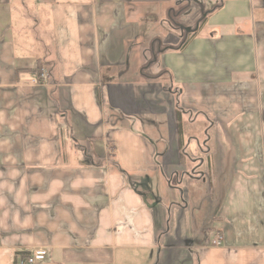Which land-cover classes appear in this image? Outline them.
Here are the masks:
<instances>
[{"label": "crops", "instance_id": "crops-1", "mask_svg": "<svg viewBox=\"0 0 264 264\" xmlns=\"http://www.w3.org/2000/svg\"><path fill=\"white\" fill-rule=\"evenodd\" d=\"M37 248L264 264V0H0V264Z\"/></svg>", "mask_w": 264, "mask_h": 264}, {"label": "rangeland", "instance_id": "rangeland-1", "mask_svg": "<svg viewBox=\"0 0 264 264\" xmlns=\"http://www.w3.org/2000/svg\"><path fill=\"white\" fill-rule=\"evenodd\" d=\"M190 2H191V0H190ZM188 3H189V1L186 4H188ZM192 4L193 5L191 6V10L188 12V14L186 16L185 15H180L181 12H183V10L185 8H181L180 10H176L175 13H173V21H174L173 24H174L175 28H177V29L179 28L178 30H180L182 27H184L186 30H189L188 27H190V32H194V31L198 30V26L204 20V12L203 13L201 12V14H200L199 13L200 11H198L201 8L198 5H196L195 2H193ZM177 6H175V7H177ZM143 23H148V21L146 19H143L142 24ZM155 26H156V24H155ZM146 27H147V25L143 24V30H145ZM156 29L159 31V33L161 35L164 34V29L162 28V24L159 25V28L156 27ZM143 42L144 43H148V39L147 38H143ZM142 45L143 46H147V44H145V45L142 44ZM144 54H146V53L144 52ZM146 56H149V54H146L145 57ZM151 62H155V61H153V58H151L150 60H148L146 62V66L148 64H151ZM156 66H157V64L155 62V63H153L151 65V67L148 66L150 68L147 67L148 69H146L145 72L149 73V72H152L153 70L155 71L156 70ZM186 128H187V125L183 124V129L186 130Z\"/></svg>", "mask_w": 264, "mask_h": 264}, {"label": "built area", "instance_id": "built-area-1", "mask_svg": "<svg viewBox=\"0 0 264 264\" xmlns=\"http://www.w3.org/2000/svg\"><path fill=\"white\" fill-rule=\"evenodd\" d=\"M41 76L43 78H47V73L45 70L42 71ZM223 244V236L221 234H217L212 239V245L221 246ZM48 255V249L46 248H37L34 249L30 254L21 258L19 264H39L46 259Z\"/></svg>", "mask_w": 264, "mask_h": 264}]
</instances>
